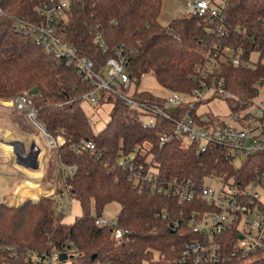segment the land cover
<instances>
[{
    "label": "trees",
    "instance_id": "1",
    "mask_svg": "<svg viewBox=\"0 0 264 264\" xmlns=\"http://www.w3.org/2000/svg\"><path fill=\"white\" fill-rule=\"evenodd\" d=\"M42 1H0V99L37 87L35 120L50 136L63 139L56 149L46 145L42 157L56 188L37 200L27 196L11 206L0 204V264H45L43 259L52 250L65 252L71 264H239L262 252L264 247L247 255L232 253L244 232L236 224L214 234L215 257L203 252L196 263L192 254L183 251L192 242L203 243L206 235L195 231L189 220L213 206L200 197L178 200L153 189V184L164 188L177 178L197 188L211 177L243 184L264 167V151L236 162L218 144L204 151L174 138L161 144L159 136L169 133L174 121L131 109L114 84L113 91L96 90V101L111 107L104 127L95 132L81 105L95 83L76 64L66 63L12 26L9 15L33 18ZM161 1L75 0L60 24L78 54L93 61L95 73L103 75L102 67L113 57L121 61L128 81H138L151 71L164 90L188 94L202 76L199 67L216 53L217 63L208 75L222 78L232 93L228 102L249 101L256 93L254 85L264 82V0H222L219 18L183 11L167 24L158 21ZM229 48H240L241 60L249 65L222 60ZM253 51L259 54L254 64ZM129 97L160 106L174 119L186 109L194 111L188 106H166L161 95L137 86ZM22 113L25 116L17 110L10 115L36 134L38 130ZM143 116L151 118L150 125L141 124ZM82 139H92L98 155L76 153L74 145ZM130 154L152 180H135L132 172L117 165L118 159ZM65 190L82 210L70 222L63 220V208L56 210ZM111 202L119 204L116 226L122 235L118 239L109 225L95 223ZM243 264H264V255Z\"/></svg>",
    "mask_w": 264,
    "mask_h": 264
},
{
    "label": "built area",
    "instance_id": "2",
    "mask_svg": "<svg viewBox=\"0 0 264 264\" xmlns=\"http://www.w3.org/2000/svg\"><path fill=\"white\" fill-rule=\"evenodd\" d=\"M1 1V0H0ZM75 0H43L36 6L33 18L23 17L19 15H9L14 29L21 31L30 36L36 43L41 45L46 51L57 56L65 58L66 63L76 64L78 70L84 76H89L96 87L94 90L85 94L86 98L94 102L98 99L97 89L104 88L113 91L112 84L119 83L123 87L128 85V78L125 74L121 61L113 57H108L102 67L103 75L95 73L93 61L87 56L78 54L76 48L67 40L63 25L60 24L62 19H66V12L71 8ZM222 1L211 3V0H189L186 4V11L192 14L203 15L208 13L210 16L219 18ZM0 14H3L0 8ZM95 41V38H94ZM240 48H229L227 56L222 60L231 61L233 64L248 63L241 60ZM216 53L209 55L206 64L199 67L202 73L198 84L192 88L188 94L179 92L164 91L162 94L163 102L170 107L188 106L192 109H186L182 114L171 118L160 106L155 104L148 105L126 94H120L121 98L126 101L131 109L140 110L144 113L153 112L174 121V127L167 134H161L159 141L164 144L168 140L174 138L181 142L182 145L188 146L193 144L199 151H204L210 144H218L225 148L229 155L239 162L245 156L257 151H264V82H257L254 86L255 95L247 102L230 103L227 99L232 97V93L224 86L222 78L215 75H208L216 65ZM260 89L262 94L257 98ZM34 93L31 90H22L16 96L11 98V106L17 111L25 113L26 118L35 124L45 135L47 144L55 149L63 141L53 138L42 127L39 121L35 120L36 108L33 104ZM219 95L226 100L229 107V121L211 117L208 114L196 112V104L211 97ZM197 115V117L195 116ZM141 124L148 126L151 124L150 117H141ZM76 153L88 151L89 154H97V147L92 139H82L74 145ZM134 154L128 157L118 159L117 165L128 169L132 172L135 180L142 179L150 181L153 178L150 173L133 161ZM68 170L72 171L73 167L68 166ZM215 179L222 183L218 189L206 182L200 185L198 190L188 181L172 178L164 188L153 184V189L163 191L164 194H173L178 200H191L194 197L204 199L212 209L195 219L193 216L189 222L193 225L195 231H200L206 235L203 243L192 242L186 245L183 251L193 256L196 263L200 262V253L206 252L205 256L214 257L215 233H220L233 225H239L241 237L238 236L232 253L247 255L256 249L264 247V201L257 192L258 187L264 188V167L260 169L255 178L246 183L236 182L234 179L221 180ZM56 180V177L54 178ZM55 184V182H54ZM56 185V184H55ZM54 193V192H53ZM51 194V193H50ZM66 193H62L59 200L57 211L63 208V197ZM4 203L5 200L3 199ZM10 204V197L9 202ZM11 205V204H10ZM95 223L99 225H109L113 228V237L121 238L122 231L116 226V218L106 219L99 216L95 219ZM245 229V230H244ZM239 234V235H240ZM58 250H52L43 259L45 264H53L55 260H59ZM212 257V256H211Z\"/></svg>",
    "mask_w": 264,
    "mask_h": 264
},
{
    "label": "rangeland",
    "instance_id": "3",
    "mask_svg": "<svg viewBox=\"0 0 264 264\" xmlns=\"http://www.w3.org/2000/svg\"><path fill=\"white\" fill-rule=\"evenodd\" d=\"M185 1L186 0H162L161 1V13L159 12L160 16L158 15V21L161 24H167L166 23L167 18H169L170 13L173 11L179 10L181 5L183 7ZM212 1L218 2V1H222V0H212ZM183 11H185V10L182 9V11H178V12H183ZM258 55L259 54L257 51H253L250 54V60H251L252 64H254L258 60V57H259ZM262 61L264 62V58L262 59ZM127 83H128L127 89L121 88L119 83H114V85L118 91H120L123 94H126L128 96L134 92V89L136 86H137L138 90H149V91L157 93V94H160V93L162 94L165 91L158 84V82L156 81V79H155V77L151 71L143 74L139 78L138 81L131 79ZM261 94H262V89H260L259 94L257 95V98ZM81 105L89 117L92 129L96 132V131L100 130L101 128H103L105 123L108 120L111 104L107 103V102H99V101L91 102L87 98H84ZM195 108H196L197 113L208 114L211 117H219V118H222V119L229 121V107L226 103V100L224 98H222V96L215 95L208 100L199 102L196 104ZM33 125L38 130L37 135L33 136V139L35 141L38 140L40 143H42L43 141L47 142V139L45 138V135L42 133V131L35 124H33ZM13 137H14V139L15 138L18 139V137H16V136H13ZM40 137H41V140H40ZM57 138H59V137H57ZM57 140L61 141V139H57ZM21 143L25 147H26V145L29 146L28 143H24L22 141H21ZM16 146L18 147V144ZM7 147H9L13 151L11 144L10 145L8 144ZM36 148L39 149V151H40V148L38 146H36ZM17 157H20V156L13 151V153H10V156L7 157L8 162H10L11 159H17ZM19 161L29 164V162L25 161L24 159H20ZM153 169H155L154 166L152 167V170ZM6 173H11V170L9 169L8 164H6V163L0 164V204L6 205V206H11L10 204L14 203L15 199L17 198L16 195H18V198L19 197L25 198L29 195V197L30 198L32 197L34 200V199H37L38 197H40L41 195H47L48 194V192H44L45 194L42 193L41 189H42V187L44 188L46 185L43 182H42V185L39 186L38 188H36L35 189L36 191H34V192L29 193V192L23 191L25 193H23V192L19 193L20 188H30V187L35 186V185H32L33 183H31L28 179H24L23 182H21V184L17 187L15 192L13 194H11L10 204H8L6 202H9V195H10L9 193L15 189V186L18 183V180L12 176L5 175ZM50 176H52V174L48 173L47 178L49 179ZM206 183L212 185L213 188H215V189H218L219 187L222 186V183H220L219 181H216L215 179H206ZM52 184H54V183H52ZM54 186H55L54 187V191H55L56 185L54 184ZM46 187H49V186H46ZM65 192H66V194L63 197V204H62L63 205L62 211L65 214L63 220L66 222H70L74 219V217L76 215L81 214L82 210H81V206L78 203V201L74 198H70L67 195L66 190H65ZM257 192L259 193L260 198L264 201V188L258 187ZM3 199L5 200V203H4ZM118 209H119V204L117 202H111L104 207L102 215L106 219H114V218H116V214L118 212ZM263 255H264V250L262 252L256 254V255L252 256L248 260H244L243 262H241L239 264H243L247 261L253 260V259L258 258V257L263 256ZM53 264H71V260L69 257H67L64 260H55L53 262Z\"/></svg>",
    "mask_w": 264,
    "mask_h": 264
},
{
    "label": "crops",
    "instance_id": "4",
    "mask_svg": "<svg viewBox=\"0 0 264 264\" xmlns=\"http://www.w3.org/2000/svg\"><path fill=\"white\" fill-rule=\"evenodd\" d=\"M188 1L189 0H186L183 7L181 5L179 10L171 12L169 18H167L166 23H168L169 20L174 15L179 13L178 11H182V9L186 11V4ZM211 3L214 2L211 0ZM160 13H161V9H160ZM13 111H15V109L12 108L11 106V98L0 99V164H4V163L8 164L11 173H6L5 175L12 176L18 180L15 189L9 193L10 194L9 197H11V194L15 192L17 187L21 184V182H23L24 179H28L31 183H33L32 185L35 186L30 188H20L19 193L23 191L25 192L34 191L36 188L42 185V182L48 185L53 181L51 176L49 177V179L47 178L48 173H46L42 160L43 154L45 152V146L48 145L47 142L43 140L42 143H40L38 140L35 141L33 139V136L37 135L38 131L36 132V134H33L32 132L29 131V129L23 126L20 120H16L13 117H11L10 113H12ZM15 117L17 118V116ZM22 117L23 118L25 117L23 113H22ZM13 136L18 137V139L17 138L14 139ZM13 140H19L24 143H28V145H33L35 148L36 146L40 148L41 153L39 154H37V148H36V153H35L36 158L34 164H30V163L27 164L20 161L18 162V157L17 159H11V161L8 162L7 157L10 156V153H13V151L7 146L8 144L10 145L11 141ZM62 140L63 139L61 138V141ZM16 144H18L17 141ZM37 160L39 161L36 163ZM16 197L17 198L15 199V201L18 200V195H16Z\"/></svg>",
    "mask_w": 264,
    "mask_h": 264
},
{
    "label": "water",
    "instance_id": "5",
    "mask_svg": "<svg viewBox=\"0 0 264 264\" xmlns=\"http://www.w3.org/2000/svg\"><path fill=\"white\" fill-rule=\"evenodd\" d=\"M37 87H33L31 89V91L36 94L37 93ZM16 141L18 142V147L16 146ZM11 146L13 148V151L18 154L20 156L21 159H24L25 161L29 162L30 164H34L35 162V158H36V148L33 146V145H29L27 147L23 146V144L21 143V141L19 140H13L11 141ZM42 196H46V195H41L40 197ZM38 197V198H40ZM37 198V199H38ZM37 199H34V200H37ZM33 200V199H32ZM25 201V200H24ZM242 235L240 234L239 237H241ZM67 257H70L69 255H67L65 252H60L59 253V257L58 259L59 260H64L66 259Z\"/></svg>",
    "mask_w": 264,
    "mask_h": 264
},
{
    "label": "bare ground",
    "instance_id": "6",
    "mask_svg": "<svg viewBox=\"0 0 264 264\" xmlns=\"http://www.w3.org/2000/svg\"><path fill=\"white\" fill-rule=\"evenodd\" d=\"M40 153V151H39V149H37V154H39ZM21 158L20 157H18V162H19V160H20ZM39 160H37L36 161V163L38 162ZM46 186H49V187H46ZM54 184H52V183H50V184H48V185H45V187L43 188L42 187V193H44V192H48V194H50V193H52L53 191H54ZM34 191H36V190H34ZM34 191H30L29 193H31V192H34ZM45 194V193H44ZM47 194V195H48ZM29 196V195H28ZM20 198V197H19ZM32 198V197H31ZM21 199V198H20Z\"/></svg>",
    "mask_w": 264,
    "mask_h": 264
}]
</instances>
